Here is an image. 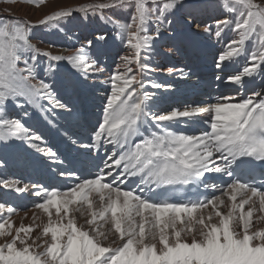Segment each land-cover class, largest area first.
<instances>
[{
    "label": "snow or ice",
    "instance_id": "snow-or-ice-1",
    "mask_svg": "<svg viewBox=\"0 0 264 264\" xmlns=\"http://www.w3.org/2000/svg\"><path fill=\"white\" fill-rule=\"evenodd\" d=\"M29 2L39 7L44 0ZM126 7V21L103 15ZM209 7L219 12L211 23L204 19ZM73 11L84 19L99 13L114 36L85 37L71 54L32 42L34 28ZM191 37L222 44L218 70L245 61L226 73L237 92L264 76V0H93L35 23L0 18V152H18L24 164L39 160L54 177L74 181L62 190L0 175L2 189H35L33 207L46 216L38 223L33 213L32 223L17 226V209L0 202V264H264V89L163 110L157 92L171 84L146 76L174 73L148 63L161 39L171 42L163 53L171 57ZM110 39L124 54L117 53L107 79L90 84L104 76ZM175 71L188 77L183 68ZM101 85L108 87L98 97L97 122L89 143L79 144L99 162L84 176L64 167L42 129L59 133L57 118L74 115L72 96ZM63 135L78 143L67 130ZM7 166L0 157V169ZM177 186L212 191L203 199L161 198Z\"/></svg>",
    "mask_w": 264,
    "mask_h": 264
},
{
    "label": "bare ground",
    "instance_id": "bare-ground-1",
    "mask_svg": "<svg viewBox=\"0 0 264 264\" xmlns=\"http://www.w3.org/2000/svg\"><path fill=\"white\" fill-rule=\"evenodd\" d=\"M91 2H93V0H58L57 3L49 4L47 7L43 8L42 11L38 10L39 12H35L33 8L29 6L21 7L18 5V16L26 18L30 22H37L45 17L47 12L52 13L67 8L77 9L80 5ZM75 12L77 11H73V13ZM215 15H219V12L210 7L204 19L211 23V17ZM104 28L107 29L106 31L109 30L107 26ZM170 45V41L161 39L157 43L155 51L151 59L148 60V63L154 68L157 65L165 69L171 67L174 69V73L172 75L160 71L146 73V76L152 80L171 84V88L159 90L157 92L160 98L159 106L161 109L167 110L169 104L171 106V104L174 105L187 102L190 96L187 92L209 89L212 84H215L216 88L222 91L226 89L231 90V88L237 89L238 86L225 83L226 73H235L242 67L245 61L241 59L239 63L230 65L225 71L216 69L215 57L218 54V49L222 47V44L217 43L215 38L204 39L201 37H191L179 43L180 51L173 56L168 57L163 55V53L169 50ZM117 53L121 55L124 54V49L119 45V41L113 43L110 39V47L107 49V55L104 58L106 64L104 76L89 80L90 84H98L100 79H107L108 75L115 68V64L119 62ZM65 54H71L70 49L65 51ZM180 68H183L184 71L188 73L187 78H183L178 71H175ZM217 76H220L222 79L217 80ZM106 87L108 86L101 85L99 90L92 88L88 89L82 95H73L71 102L74 108V115L63 119L57 118L59 121L58 127L60 128L59 133H57L56 128H52L51 132L42 129L46 132L49 143L60 149L61 157L65 158L64 167H74L84 176H87L89 172L96 171L92 168L93 163L96 161L87 155L89 150L80 148L79 144L89 143L92 126L96 124L99 116L100 99H98V97L101 96V92ZM258 87H264V76H257L254 83L247 85L246 88L242 90L245 91L244 95H247L249 94L250 88H255L257 91L256 88ZM149 91L157 90L149 88ZM217 97L219 96L206 98L205 102L196 103L194 105L191 104L187 107L206 106L210 102H215ZM183 108H181V110H183ZM196 127H203V125L198 124ZM65 130L68 131L72 139L77 140V144L72 145L70 142H67V136L63 135ZM95 155L96 154L93 153V156ZM99 155H104L103 151ZM0 157H4L8 160V166L4 169H0V175L9 179H21L24 183L29 185L43 184L45 186L62 188V190H66L67 185L74 183L73 180L65 181L63 178L54 177L50 169L39 160H34L28 164L22 163V157L16 151H9L6 156L5 153L0 152ZM69 160L72 161L71 165L68 163ZM217 188H219L218 185ZM34 192L35 189H32L31 192L20 194L0 188V202H5L17 209V212L13 215V220L16 222L17 226H19L20 223L25 225L32 223L33 213L40 217V220L37 221L38 223L40 221H46V216H44L40 210L33 207L39 200V198L34 195ZM25 213H27V215H25ZM81 222H83V219H81Z\"/></svg>",
    "mask_w": 264,
    "mask_h": 264
},
{
    "label": "rangeland",
    "instance_id": "rangeland-1",
    "mask_svg": "<svg viewBox=\"0 0 264 264\" xmlns=\"http://www.w3.org/2000/svg\"><path fill=\"white\" fill-rule=\"evenodd\" d=\"M57 1L58 0H44V3L40 4L39 7H37L32 3H30L29 0H0V18L8 17L9 14H11V16L13 17L22 20H27L26 18L18 16V10H19L17 7L18 5L21 7L29 6L33 8L35 12H39L42 11L43 8L47 7L49 4L57 3ZM52 13L47 12V14L46 13L45 14L49 15ZM103 15L105 17H116L117 19L126 21L129 19L131 15V8L126 7L124 9H118V10H105ZM33 23L35 22L33 21ZM105 26L108 27L109 29L108 31H106L107 29L104 28ZM104 32H107L110 38L114 36V33L112 31V26L110 24L103 22L100 18L99 13L95 15L89 13L88 18L84 19V14L77 11L67 19H61L59 21H55V20L50 21L46 25H41L34 28L32 32V36H33L32 42L36 43L37 46L40 47L41 49L52 51L53 54H65V51L69 49L71 51L74 46H79V43L84 42L85 37L94 38L95 35ZM256 89L257 91L259 90L261 91L262 89H264V87H258ZM244 94H245L244 90L237 92L236 89H232V88L231 90L226 89L221 91L215 87L212 90V96L226 95V96L239 97ZM190 104H193V101H191ZM174 105L170 106L169 104L167 110L170 109L171 107L179 108V109H181L182 107V105L180 106L178 104H174Z\"/></svg>",
    "mask_w": 264,
    "mask_h": 264
}]
</instances>
